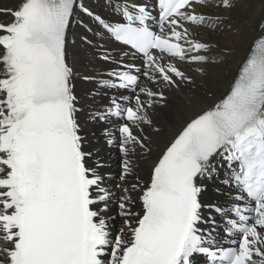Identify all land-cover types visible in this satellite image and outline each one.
I'll list each match as a JSON object with an SVG mask.
<instances>
[{"label": "snow or ice", "instance_id": "obj_1", "mask_svg": "<svg viewBox=\"0 0 264 264\" xmlns=\"http://www.w3.org/2000/svg\"><path fill=\"white\" fill-rule=\"evenodd\" d=\"M234 6L105 0L116 20L93 13L84 0H18L14 9L0 8L11 17L0 22V264H194L197 255L208 264H264V31L229 92L186 122L150 182L130 183L146 148L136 133L151 124L147 110L165 99L152 85L191 83L180 65L206 64L213 49L190 27L215 31L223 24L217 13ZM77 12L120 45L99 56L110 65L99 78L83 77L96 85L94 100L97 91L108 100L91 118L119 121L104 132L121 153L118 183L103 162L89 164L79 134L66 45L76 23L92 29ZM218 167L228 176L217 191L227 187L230 203L212 205L204 217L199 181L215 178ZM137 191L141 212L132 211ZM113 202L123 221L115 234Z\"/></svg>", "mask_w": 264, "mask_h": 264}, {"label": "bare ground", "instance_id": "obj_2", "mask_svg": "<svg viewBox=\"0 0 264 264\" xmlns=\"http://www.w3.org/2000/svg\"><path fill=\"white\" fill-rule=\"evenodd\" d=\"M136 2L154 5L156 0H136ZM17 3L18 0H0V7L11 9L15 8ZM84 3L95 14L109 20L118 19L117 16L111 15V8L105 7V0H84ZM234 4L235 6L231 10H221L217 13L223 17V24L215 31H210L208 28L192 29L190 27V30L196 34V39L208 42L213 49L209 54V62L206 64L183 63L180 65L187 76L191 78V83L181 82L175 87L152 85L154 90L163 93L165 99L156 101L147 110L151 124L142 126V131L136 133L145 138L146 148L143 152L137 153L136 175L138 180L130 181V183L139 182L140 185L149 183L153 166L186 122L198 112L211 106L218 97L221 99L229 92L253 42L261 35V31H264L258 27L264 18V0H234ZM204 11L215 10L204 9ZM77 17L92 29V32H87L79 23H76L69 29L66 45L67 60L75 72L73 83L74 94L77 97L76 106L79 109L77 113L80 125L79 134L83 138V149L91 153L89 164H95L97 161L103 162L102 170L110 174L113 183H118V176L115 177V175L120 171L121 153L118 150V144L114 143L112 146L106 144L107 137L104 132L106 128H110L114 132L119 121H109L106 124L91 118L90 111L99 108L101 104H107L108 100L103 98L98 91L96 93L98 98L94 100L91 94L96 85L86 82L83 77L99 78V73L110 67L99 56L105 50L113 54L117 53L120 45L113 43L107 33L99 34L100 29L88 17L79 12H77ZM10 19V16L0 15V22L8 23ZM82 37H86L91 43H86ZM125 62L134 63L137 66L141 64L140 60ZM141 83L147 84L148 82L142 80ZM208 94L211 97H208ZM115 148L119 158L116 160L118 172L113 171L114 168H112V162L115 161L114 156L116 155ZM222 163V161H218V164ZM149 169L150 172L147 174ZM226 176H228L227 169L218 167L215 178L199 181L204 189L200 196V201L205 206L202 210L204 217L209 215L206 207L212 204L226 205L230 203L227 199V187L220 189V192L224 193L223 195L217 191L218 185ZM131 195L135 202L132 211L141 212L142 206L138 201L140 192L137 191ZM116 212V203L113 202L109 205V215L116 216L114 214ZM212 214L215 216L214 212ZM216 219L219 220V216H216ZM115 227L116 221L113 233L120 229L114 230ZM226 239L228 238L225 237L222 243ZM2 246L3 244H0V247ZM199 258H194V264H208L205 258Z\"/></svg>", "mask_w": 264, "mask_h": 264}, {"label": "rangeland", "instance_id": "obj_3", "mask_svg": "<svg viewBox=\"0 0 264 264\" xmlns=\"http://www.w3.org/2000/svg\"><path fill=\"white\" fill-rule=\"evenodd\" d=\"M1 8V7H0ZM14 7H12L11 9H13ZM94 30H96V28L94 27ZM212 94H214V93H212ZM208 97H211L210 96V94H208ZM220 99V97H218V99L216 100V101H218ZM215 101V102H216ZM117 128V125L115 126V129ZM142 137V136H141ZM116 149V148H115ZM114 159H115V161L114 162H112V164H113V167L112 168H114V170L113 171H115V172H118V163H116V160L117 159H119L118 158V154H117V149H116V155L114 156ZM111 166V165H110ZM108 169H110V168H108ZM112 171V172H113ZM149 172H150V169L147 171V174H149ZM118 176V173H116V175H115V177H117ZM145 177H146V175H145ZM139 183V182H138ZM139 199V198H138ZM139 201V200H138ZM115 215H116V213H114ZM115 221H116V227H115V229L114 230H117L118 228H121V227H123V221H122V218H120V217H118V216H116V219H115ZM115 233V232H114ZM113 233V234H114Z\"/></svg>", "mask_w": 264, "mask_h": 264}]
</instances>
